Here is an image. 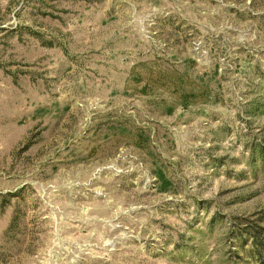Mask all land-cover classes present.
Wrapping results in <instances>:
<instances>
[{
  "label": "rangeland",
  "instance_id": "obj_1",
  "mask_svg": "<svg viewBox=\"0 0 264 264\" xmlns=\"http://www.w3.org/2000/svg\"><path fill=\"white\" fill-rule=\"evenodd\" d=\"M0 264H264V0H0Z\"/></svg>",
  "mask_w": 264,
  "mask_h": 264
}]
</instances>
